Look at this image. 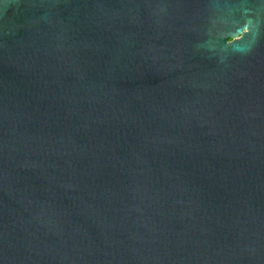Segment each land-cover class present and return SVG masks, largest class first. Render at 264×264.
I'll return each instance as SVG.
<instances>
[{
  "label": "water",
  "instance_id": "95a60500",
  "mask_svg": "<svg viewBox=\"0 0 264 264\" xmlns=\"http://www.w3.org/2000/svg\"><path fill=\"white\" fill-rule=\"evenodd\" d=\"M0 264H264V0H0Z\"/></svg>",
  "mask_w": 264,
  "mask_h": 264
}]
</instances>
